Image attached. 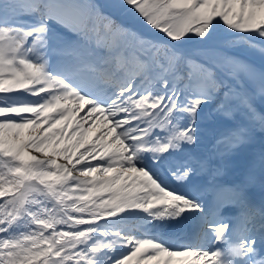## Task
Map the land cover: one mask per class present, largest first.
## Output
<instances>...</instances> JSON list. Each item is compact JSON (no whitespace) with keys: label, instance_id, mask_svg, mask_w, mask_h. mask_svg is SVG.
Returning <instances> with one entry per match:
<instances>
[{"label":"snow or ice","instance_id":"snow-or-ice-1","mask_svg":"<svg viewBox=\"0 0 264 264\" xmlns=\"http://www.w3.org/2000/svg\"><path fill=\"white\" fill-rule=\"evenodd\" d=\"M0 264H264V0H0Z\"/></svg>","mask_w":264,"mask_h":264},{"label":"trees","instance_id":"trees-1","mask_svg":"<svg viewBox=\"0 0 264 264\" xmlns=\"http://www.w3.org/2000/svg\"><path fill=\"white\" fill-rule=\"evenodd\" d=\"M101 3H104L105 2V0H99Z\"/></svg>","mask_w":264,"mask_h":264}]
</instances>
